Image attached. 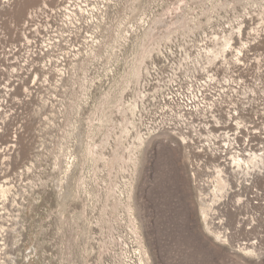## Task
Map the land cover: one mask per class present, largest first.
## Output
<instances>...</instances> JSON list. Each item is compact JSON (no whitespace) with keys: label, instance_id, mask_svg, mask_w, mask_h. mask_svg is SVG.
<instances>
[{"label":"rangeland","instance_id":"obj_1","mask_svg":"<svg viewBox=\"0 0 264 264\" xmlns=\"http://www.w3.org/2000/svg\"><path fill=\"white\" fill-rule=\"evenodd\" d=\"M33 12L37 35L54 40L45 56L38 42L19 47L16 28ZM0 35L23 65L0 61L2 264H264V202L251 191L262 192L264 159L223 171L232 187L252 176L242 199L254 222L217 239L198 187L220 159L168 125L188 118L178 108L192 107L204 74L227 80L243 61L235 123L222 132L240 155L259 145L263 127L240 132L239 118L264 122V0H0ZM208 116L193 110L189 127Z\"/></svg>","mask_w":264,"mask_h":264},{"label":"bare ground","instance_id":"obj_2","mask_svg":"<svg viewBox=\"0 0 264 264\" xmlns=\"http://www.w3.org/2000/svg\"><path fill=\"white\" fill-rule=\"evenodd\" d=\"M232 51L233 50L231 49L225 50V52L229 54L232 53ZM214 55L219 56V53H216ZM237 55H238V52L233 53L234 57ZM218 62L222 64L221 63L222 61H218ZM241 62H238L235 68L240 66ZM196 102L197 101L193 99L192 104H191L192 107H195ZM187 111L189 110H186V113H188ZM204 114L205 115L209 114L208 118H210V121L214 120L213 111L211 109H205ZM225 119H228V122L230 121V122L235 123L236 118H225ZM207 126L208 125L204 126L205 130H207ZM262 127H263V130L262 132H260L261 136L264 135V124H262ZM260 129L256 128L252 130V132L257 131V130L260 131ZM220 134L222 135L214 140V145L216 146L219 142H221V144L219 146H216L217 148L216 151H212V152L214 156L219 157L220 159L219 163L220 165H222V167H219V170L213 173V178L211 180H206L205 182L200 183L198 187V199H199V204H200L199 208H200V213L202 215L205 230L210 235H213V237L217 239H222L224 235L228 233L238 232L240 230V227L245 226L247 224L249 225L253 221L252 219L247 217V213H251V210H252V208L250 207V203L247 201H244L245 199L244 200L242 199V195L247 196L245 194L248 191V188H245V187L243 188V186L249 185V183L247 182V179L252 176H250V174L243 175L244 180L241 182V181H238L237 179V181L235 182V186H234L235 188H234L229 182H227V180L224 179L225 175L223 174V171L228 166L231 168L241 169L242 165L245 166L247 164H248V167L250 166L249 167L250 170L258 169V167L262 166L261 164H259V162H261L264 159V145H263L264 143L263 142H259L258 143L259 145L256 146L255 148H251L250 146H248V148L240 155L237 152L238 147L235 145L236 136L231 134L233 137H230L228 132H220ZM180 137L179 138L182 140V143L184 144L185 138L181 135ZM246 143H247V140H243L244 147L247 146L245 145ZM230 150H234V151L230 152ZM225 153H227L228 156H225L224 155ZM213 155L211 154V157H213ZM211 157L209 158L211 159ZM254 186L256 185L253 184V186L249 188H254ZM260 188L262 189L261 193L256 191L259 188H256L254 190L251 189V191L253 194L255 193L254 197H256L258 201L264 202V199H263L264 198V186H261ZM3 194L4 193H0L1 195L0 197H3ZM261 195H263V197H261ZM262 204L264 205V203ZM0 264L2 263L0 262Z\"/></svg>","mask_w":264,"mask_h":264},{"label":"built area","instance_id":"obj_3","mask_svg":"<svg viewBox=\"0 0 264 264\" xmlns=\"http://www.w3.org/2000/svg\"><path fill=\"white\" fill-rule=\"evenodd\" d=\"M35 16L34 12L29 14L27 17V20L20 26H18L19 28H16V30H20L21 27V34L18 36L20 37L18 41H20V45L19 47H25L28 48L30 47L31 44L33 43H39V45L37 46V48H39L38 53L41 55L46 54L45 51V45L48 44H52L54 43V40L49 41L46 43V41L42 40L41 37H39L37 35V30L35 25L33 24V17ZM242 20V19H241ZM238 20L235 24H236V30L237 33L243 28L244 26V22L243 20ZM241 22V24H240ZM232 27V26H231ZM230 27V29H231ZM2 36L0 35V38ZM23 37L27 38V41H25L23 39ZM68 40L71 41L72 37L71 34L68 32V36H67ZM59 39V38H58ZM66 40V39H65ZM64 40V41H65ZM19 50V48L15 45H8L6 50H3V48H1L0 50V61L5 63L7 61H11L13 58L11 55H17L20 57V55L17 53V51ZM41 56V57H44ZM259 60V56H257ZM20 59H17L16 62L20 65ZM31 60H33L32 65L35 63L36 58L34 56H32L30 58V61H28L29 64H31ZM221 65V64H219ZM258 61L256 62L255 65V69L258 68ZM23 65H20V68L22 69ZM246 69V64H244V62H241L240 66H238L235 70V73L233 74V78H236V76L238 74H240V72H243ZM29 75V74H28ZM205 77H201V81H202V88L200 87V90L197 92L196 98L195 100L197 101V105H195V107H189L186 109V107L183 108H178V114L182 117H188V118H175L174 119V123L172 124H168V125H172V131H174L175 133H177V135L181 134V133H188V135L190 136V141L189 143H191L192 147L195 148V153L196 154H200L202 155L203 152H211V151H216L217 148L214 145V140L216 138H218L219 136H221L222 134H220V132L225 131L226 130V119L225 118H234L235 114H234V110H233V106H235L237 104V102H235V98L237 97V94L239 92V90H243L244 91V85L242 84L240 79H233L230 78L228 79L226 77L227 80H224L223 76L222 77H212V75L210 74H204ZM209 82V84H207ZM207 84V85H206ZM16 88H19V86H16ZM15 88V89H16ZM207 89H211L213 90L211 92L210 95H208V97H206L205 91ZM20 104L18 107L16 106H12V112L8 113L7 115L12 118L16 117V113L15 109H19ZM224 108L223 109V114L225 116V118H218V112L220 108ZM205 109H211L213 111V118L214 120L211 121L210 123H208L207 126V131H209L208 134H206L203 130H204V120L205 119H201V126L197 123H194V126L189 127V125L191 124V122L193 121V119L195 118H189V116L192 115L193 110L197 111L200 115H202V118L205 116ZM186 110L188 113H186ZM159 119V118H158ZM165 119V118H164ZM163 120V118H162ZM163 124L166 125L165 122H161ZM180 123L183 125L184 124V128L179 131L180 129ZM239 125L242 126V128L239 130L240 132H242V129L244 127H246L247 125H253L255 127H257L258 129H260L262 127V123H264L261 118H252L251 122L248 124H244L240 121L239 118ZM255 124L259 125L256 126ZM188 126V127H185ZM202 127V129H201ZM191 129H194L195 132H190ZM212 129H215L212 130ZM177 130V131H176ZM258 131V130H257ZM179 132V134H178ZM195 135V136H193ZM191 136L194 137V140L191 139ZM207 140V141H206ZM264 140V135H262L257 141L258 142H262ZM240 141H243V137L240 138ZM196 144V145H194ZM185 145V144H184ZM262 145V144H261ZM205 160V158H204ZM131 240H133L134 238H130ZM133 248L135 250H133L131 252L132 257H137L140 258L141 257V251L137 248V244L133 243L132 244Z\"/></svg>","mask_w":264,"mask_h":264}]
</instances>
